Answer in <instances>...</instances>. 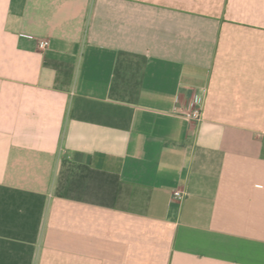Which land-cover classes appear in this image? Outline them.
I'll return each mask as SVG.
<instances>
[{"label": "crops", "instance_id": "crops-1", "mask_svg": "<svg viewBox=\"0 0 264 264\" xmlns=\"http://www.w3.org/2000/svg\"><path fill=\"white\" fill-rule=\"evenodd\" d=\"M0 264H264V0H0Z\"/></svg>", "mask_w": 264, "mask_h": 264}, {"label": "built area", "instance_id": "built-area-1", "mask_svg": "<svg viewBox=\"0 0 264 264\" xmlns=\"http://www.w3.org/2000/svg\"><path fill=\"white\" fill-rule=\"evenodd\" d=\"M49 42L46 39L38 41L39 49L43 50L48 46ZM207 97V88H201L196 94L193 95L191 100V107L182 113V115L190 120H199L202 115L205 99ZM173 195L177 198L182 197V192L175 190Z\"/></svg>", "mask_w": 264, "mask_h": 264}]
</instances>
